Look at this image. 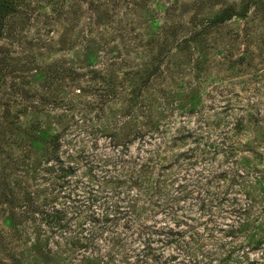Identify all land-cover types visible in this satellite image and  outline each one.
Instances as JSON below:
<instances>
[{"label": "rangeland", "instance_id": "374dc122", "mask_svg": "<svg viewBox=\"0 0 264 264\" xmlns=\"http://www.w3.org/2000/svg\"><path fill=\"white\" fill-rule=\"evenodd\" d=\"M13 7L0 36V264L264 263V243L252 250L264 240V0ZM230 7L238 16L210 24ZM213 198L224 216L206 212ZM232 204L251 207L235 238ZM146 244L155 258L142 262Z\"/></svg>", "mask_w": 264, "mask_h": 264}, {"label": "trees", "instance_id": "16d2710c", "mask_svg": "<svg viewBox=\"0 0 264 264\" xmlns=\"http://www.w3.org/2000/svg\"><path fill=\"white\" fill-rule=\"evenodd\" d=\"M13 0H0V36L2 34V30H3V26H4V22L6 20V17L13 11ZM244 10V9H243ZM238 11L234 8H227L225 10H223L222 12H220L218 15H216L214 18H212L210 20V24L212 25H217V24H221L227 20H230L233 16H238ZM195 35H197V33H195ZM194 39V38H193ZM54 144V142H53ZM54 151L55 150H58L59 149V143L56 142L55 146L53 147ZM201 200V199H200ZM213 201H215L213 203V207L209 208L207 207L206 209V205L205 203L201 202L200 201V207H201V210H204L206 212H209L211 211L212 208H217L219 211L220 214H222L224 216V214L226 212L223 211V208L220 206L221 204H224L226 200L223 199V201L221 199H216V198H213ZM237 204V202L235 203ZM232 205H228V216L230 217V220L233 221V222H236L235 224H238V226H236V228H231L229 231H228V234H226V236H229L231 238H235L237 236H235V232L239 231V230H242L245 228V226L248 225V221L249 219L248 218H244L243 216L244 215H248L251 211V207H232ZM224 213V214H223ZM210 216H221L219 214H216V213H209L208 214V218H207V221H212L213 219H209ZM234 218H237V219H234ZM223 224V223H221ZM232 225L234 224H230L229 222L225 223L223 226L224 227H231ZM141 227H146V225L144 226H141ZM147 229H149L147 227ZM144 230H146V228H141V231L144 232ZM217 231L219 232H225L224 228L222 226H218L217 228ZM153 234H156V235H160V236H163L164 233H162L161 231H158V229H155L153 231ZM170 235H174L172 233L169 232ZM175 234H178V233H175ZM224 234V235H225ZM147 241L148 240V237H147ZM173 242V241H172ZM264 243V240H260V241H257L256 243L253 244L252 246V250L253 249H259L260 246H262ZM185 247H187V244H184ZM145 249H146V252H144V254L141 256V259L140 261H145L147 260L148 258H155V254L153 253V249H151V245L149 244H146V246H144ZM240 247V246H239ZM235 250L231 249L229 252H228V255H229V258L227 259H224V260H229V261H233L232 259V256L235 254ZM242 257L246 263H243L242 261H240L238 258H236V263H239V264H264V263H257V262H254V261H250L248 260L245 256H240ZM240 258V259H242ZM147 263V261H146Z\"/></svg>", "mask_w": 264, "mask_h": 264}]
</instances>
